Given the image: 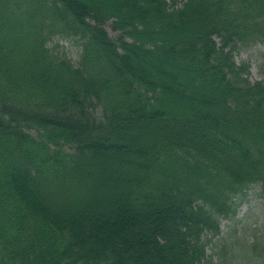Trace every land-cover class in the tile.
<instances>
[{
	"label": "trees",
	"instance_id": "16d2710c",
	"mask_svg": "<svg viewBox=\"0 0 264 264\" xmlns=\"http://www.w3.org/2000/svg\"><path fill=\"white\" fill-rule=\"evenodd\" d=\"M263 38L264 0H0V264H206L264 201Z\"/></svg>",
	"mask_w": 264,
	"mask_h": 264
},
{
	"label": "rangeland",
	"instance_id": "374dc122",
	"mask_svg": "<svg viewBox=\"0 0 264 264\" xmlns=\"http://www.w3.org/2000/svg\"><path fill=\"white\" fill-rule=\"evenodd\" d=\"M105 27L111 37L118 36L111 21ZM52 45L66 52L74 63L78 62L82 50L79 38L57 37ZM235 60L238 64H248L251 81L264 80V38L240 43ZM258 189L256 185L247 189L235 216L220 220L221 233L211 239L206 264H264V259L259 257L261 253L252 246L264 233V201L257 196ZM210 237L208 234L207 238Z\"/></svg>",
	"mask_w": 264,
	"mask_h": 264
}]
</instances>
